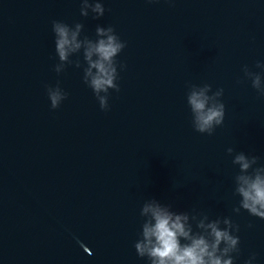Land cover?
<instances>
[{
  "label": "water",
  "instance_id": "obj_1",
  "mask_svg": "<svg viewBox=\"0 0 264 264\" xmlns=\"http://www.w3.org/2000/svg\"><path fill=\"white\" fill-rule=\"evenodd\" d=\"M101 2L97 20L81 0H0V264H148L134 244L150 199L230 218L236 264H264V220L233 211L239 169L227 154L264 164V97L242 71L264 62V0ZM53 20L82 23L81 38L111 26L126 42L107 112L83 67L54 71ZM71 59L86 67L82 53ZM57 83L68 98L53 110ZM189 83L224 90L212 136L193 129Z\"/></svg>",
  "mask_w": 264,
  "mask_h": 264
},
{
  "label": "clouds",
  "instance_id": "obj_2",
  "mask_svg": "<svg viewBox=\"0 0 264 264\" xmlns=\"http://www.w3.org/2000/svg\"><path fill=\"white\" fill-rule=\"evenodd\" d=\"M90 13L97 20L105 15L106 9L101 0H81V16L87 18ZM52 31L59 59L54 71L59 75L68 65L83 67L84 83L92 89L101 110L107 112L111 92L120 91L119 70L127 67L117 59L127 47L126 42L111 26H97L96 39L88 36L81 38L84 31L82 23L70 26L53 20ZM81 53L86 67L79 60L71 59ZM256 68L260 72L251 70L247 65L242 71L246 80L251 82V87L264 97V62H257ZM187 87L193 129L200 134L214 135L225 122L223 88L213 91L209 83H189ZM47 94L53 110L59 109L68 98L59 83L56 87L47 86ZM227 154L239 169L234 176L233 194L240 199L233 211L239 214L244 210L264 220V164H260L261 157L237 152L233 147L227 148ZM141 216L144 218L142 232L134 247L137 255L141 259L146 258L148 264H236L241 240L234 233H239L240 227L230 218L211 220L205 214L176 212L171 204H162L156 199L144 203ZM193 222L198 231L194 230ZM255 260L256 255L252 254L245 264H253Z\"/></svg>",
  "mask_w": 264,
  "mask_h": 264
}]
</instances>
